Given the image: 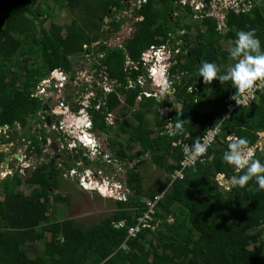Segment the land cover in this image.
<instances>
[{"label": "trees", "instance_id": "trees-1", "mask_svg": "<svg viewBox=\"0 0 264 264\" xmlns=\"http://www.w3.org/2000/svg\"><path fill=\"white\" fill-rule=\"evenodd\" d=\"M244 2L247 8L227 11L223 30L217 18L206 14L207 7L195 11L179 0H147L138 11L143 19L135 23L121 47L101 45L94 51V56L103 53L101 62L110 78L120 84L110 94L101 91L97 95H105L100 109L95 108L97 100L93 101L94 130L110 136L111 160L144 162L148 155L166 171L167 188L146 190L143 175L128 168L127 198L116 201L113 213L89 224L74 216L57 217V207L68 206L71 195L63 194L69 191L63 183L64 170L51 160L23 171L14 169L0 179V264H264V190L254 180L244 187L233 186L232 180L244 170L221 159L233 138H245V149L261 139L264 89L249 106L230 111L228 105L235 104L230 99L235 93L231 81L213 80L206 85L197 76L204 61L214 62L220 74L227 72L234 61L223 43L230 41L233 47L237 31L254 29L264 50V0ZM56 5L75 13L70 23L55 21ZM126 6V0H0V128L12 129V137L0 141L17 139L16 123H20L23 135L32 141L29 147L34 145L35 154L43 155L44 144L28 128L43 105L32 92L53 69H71L85 44L108 40L120 31L121 24L115 20L104 28L108 26L105 18ZM160 44L179 49L171 67L175 101L146 97L139 85L128 87V79L142 73V53ZM127 58L137 64L131 73L125 67ZM174 102L180 105L172 114L174 124L180 119L177 113L184 122L182 130L170 136L161 133L166 121L156 108ZM116 108L124 116L129 112L130 118L125 122L124 116L116 115L110 125L106 118ZM216 127L220 132L208 148L207 159L183 169V177H174L183 154L179 146L172 145L173 140L188 134L194 144ZM82 153L78 150L74 156L79 158ZM7 155L0 151V166ZM253 158L264 163V150L257 146ZM65 165L66 170L74 167L69 155ZM219 176L229 185L222 184ZM23 184L30 186L29 193L22 190ZM160 195L153 219L130 236L129 228L148 210L146 198L154 200Z\"/></svg>", "mask_w": 264, "mask_h": 264}, {"label": "built area", "instance_id": "built-area-1", "mask_svg": "<svg viewBox=\"0 0 264 264\" xmlns=\"http://www.w3.org/2000/svg\"><path fill=\"white\" fill-rule=\"evenodd\" d=\"M179 1L183 5L189 4L194 8L195 11H202L207 7L208 10L206 11V14L214 16L218 19L219 29L226 27L225 15L228 10L234 9L235 11L239 12L248 7L247 2H244L245 0H217L221 12L214 14L213 3L215 0H210L208 4L199 0ZM126 2L127 6L125 9L119 12L117 11L112 17L105 18V24H108V26H105L104 28L107 29L111 21L115 20L121 24L120 31L115 33L108 40L100 39L98 41L92 42L91 44H85L83 52L84 54L82 53L80 56H78V58H75L71 69H53L47 76L43 77L39 81L36 89L32 92V96L39 97L43 103L45 101L55 100L54 105L50 110V114L56 117V121L52 124L51 130H55L58 133V137L55 139V142H57V145L61 151L67 150L68 153L73 154V152H77L78 150L82 149L83 155L88 158L98 156L96 152H99V145L101 144V141L91 132L93 129L91 114L86 109H75L72 105H77L78 103L85 101L90 109L93 106V101L97 100V103L94 105L96 109H100L103 105H105V101H102V99L97 96L93 86L98 84L99 88H102V92L110 94L115 91V88L118 85H120L116 79L110 78L109 73L106 70V66L101 62L103 53H98L96 56H94L93 53L101 45H105L107 47H121L126 38L132 35L135 23L143 19L138 11L142 5L147 2V0H126ZM109 18L110 20H107ZM178 51V47L173 50L166 44L151 45L141 55V61L139 64L141 65L142 73L138 75L137 79L129 78L128 87L133 88L139 85L144 89L143 94L146 97H157L160 100L168 99L175 101L176 88L173 86L174 80L171 79L172 76L175 77V74L171 75V67L176 62L174 59V53H178ZM136 65L137 64H135L134 61H132L130 58H127L125 62L126 70L131 73ZM81 82H86L89 84L88 94L83 99L80 95L81 92L76 90V87ZM70 85L74 86L72 88V92L71 90L69 91ZM263 89L264 81H257L256 84H254V86H252L249 90L239 95L237 99L238 105L236 103L228 105L229 110L232 111L236 106L239 105L249 106L253 101L258 99V92ZM69 92L72 94V98H69L68 102H66L65 96ZM120 98L124 99V96L120 95ZM141 99L142 94L138 96L137 101H140ZM91 100L93 101L91 102ZM174 104H164L156 108L157 113L166 121L163 125L161 133H165L170 136H175L177 134L172 114L175 110H177L176 107L178 104L176 102H174ZM111 116L112 113H108L106 118L109 124L111 123V119L109 118ZM227 117H229V114ZM79 119H83V122L79 123ZM170 121L171 123H169ZM17 128L18 130L20 129L19 125H17ZM219 132V127L209 129L201 138V140L197 141L205 145L206 151L196 157H191L186 154V149H190L193 145L188 140V134L185 137L174 139L172 145L175 147L179 146L183 154L180 162L181 169L175 171L174 177H183V169L192 167L197 164V162L205 161L208 156V148L212 142L216 140ZM11 135L12 129H10L9 126L0 128V138L2 137V139H9L12 137ZM84 135H88L90 139L94 140V142L92 144H88L84 138ZM17 142H21L23 144L17 145ZM52 143L53 140L48 138L47 142L44 144L45 146L43 153L47 151L46 148L51 146ZM30 144L31 143L26 137L23 136L22 132H20L19 137L13 141L4 143L0 141V146L2 147L0 151H5L8 154L6 156L8 157V160L3 162L0 166V179L12 174L14 169L20 168V171H23L22 168L24 167H35L37 165V162H35L33 159L36 157L34 152L35 148L34 145H32L30 148ZM13 150L15 152H12ZM26 159L30 163H25L24 161ZM14 161H19V165L16 166ZM24 164L25 166H23ZM67 174L68 172L66 175ZM69 174L71 176L76 175L77 171L75 169H71ZM92 174L93 172H91V175ZM96 174H102V171L98 170V172L96 171ZM96 174L93 175V177H95ZM93 177H90V174H87V176H83L82 180L79 182L84 188L91 190L97 189L99 192H101V194L112 195L117 198V200H125L127 198L129 191L127 187L125 188L121 183L112 182V184L111 181L106 180L102 184H99ZM89 183H91L92 186L88 187ZM161 196L162 195L156 196L154 200L146 199L148 210L137 218L138 223H136V225L129 228L130 236H135L143 226H147L149 221L153 219L155 205Z\"/></svg>", "mask_w": 264, "mask_h": 264}, {"label": "clouds", "instance_id": "clouds-1", "mask_svg": "<svg viewBox=\"0 0 264 264\" xmlns=\"http://www.w3.org/2000/svg\"><path fill=\"white\" fill-rule=\"evenodd\" d=\"M228 55L234 63L229 66L226 73L220 74L219 68L214 62L204 61L197 70V76L201 77L202 83L206 85H210L213 80L231 81L235 93L230 99L238 105L237 99L240 94L249 90L257 81H264V50H261V43L255 30L237 31L233 47ZM177 115L180 116V119L176 121L175 129L181 131L184 119H181V114L177 113ZM246 145L245 138H233L221 159L237 170H244L242 174L232 180L233 186L244 187L249 181L254 180L258 189L264 190V163L253 158V153L250 150H245ZM205 151V145L196 142L190 149H186V154L196 157Z\"/></svg>", "mask_w": 264, "mask_h": 264}, {"label": "rangeland", "instance_id": "rangeland-1", "mask_svg": "<svg viewBox=\"0 0 264 264\" xmlns=\"http://www.w3.org/2000/svg\"><path fill=\"white\" fill-rule=\"evenodd\" d=\"M243 5H245V4H243ZM54 8H55V17L54 18H55L56 22H59L62 24L70 23L71 20L75 17V13H73L72 11L67 9L66 7H61L60 5H56ZM220 12H221L220 6L218 5L217 0H215L213 3V13L218 14ZM0 16H1V12H0ZM107 20H110V18ZM50 23H51V21L48 20L46 24L49 25ZM223 46L226 49H231V47H232L230 41L224 42ZM176 108L178 109V107H176ZM109 118L111 119V123H110V125H111L115 121V115L112 114V116ZM129 118H130V115H125L123 121L127 122L129 120ZM114 130H116L115 125H114ZM21 131H22V129H21ZM92 134H94V132H92ZM95 134H97V135H95ZM95 134L94 135L96 136V138L99 139V136L101 137L100 134H98L96 132H95ZM121 135L127 136L124 132L121 133ZM120 136L119 135L114 136V139L118 140L120 138ZM261 138L263 141L260 142L258 144V146L260 149L264 150V134H261ZM100 141H101V139H100ZM108 142H109V140H108ZM106 147H108V146H106ZM106 147L103 144V142L101 141V144L99 145V152H96V154L102 155V153H104L105 156L102 155L103 159H105V157L107 156L105 159L107 161L108 157H109L108 155L109 154L112 155V151L110 150V148H108V150H105ZM1 148L2 147L0 146V149ZM255 148H257L256 145L249 148V149H245V150H250L254 154ZM50 151L51 150H49V149L46 151L47 155L49 154ZM86 151H87V149H86ZM12 152H15V151L13 150ZM145 157L146 158H144V163L140 162V163H138V166H135L134 165L135 162H134L133 163V166H135L134 168L137 171H139L140 173L142 171V173L145 177L144 183L146 185L147 190L151 191V190L157 189V190L163 192L167 188L166 186L168 184V180H167L168 175H167L166 171L163 170L162 168H159L154 163H152V161L150 160L148 155H145ZM33 159L36 162V157H34ZM24 162L27 164L30 163L27 159ZM83 162H85V161L83 160ZM14 163L16 166L19 165V161H14ZM72 163L74 164V167L69 169L68 174L66 176H64L65 181L63 182L67 186L72 187V188H69V191H67V192L63 191L64 195L67 193L69 195H71V199H70L68 206H67V204L66 205L59 204V206L57 207V209H58L57 217L62 218V217H67V216H74V218H79L83 222L88 221V223L90 224L93 222H98L101 218L106 217V216L110 215L111 213H113L114 210L116 209L117 198H115L112 195L101 194V192H99L97 189L91 190V189H87V188L82 187V185L80 184L79 181L82 180L83 176H87L88 173L84 172V170L86 168H84L83 171H80V169H79L80 167L77 164L78 160H76L75 162H72ZM111 163L112 164L107 162V164L111 165L110 166L111 169L109 168V170L107 172L102 170L103 171L102 174H96L95 177H93V175H90V177L95 178L96 181L97 180L101 181V183L104 182L105 178L109 179L111 181V183L114 181H117V182L121 183L126 188V185H127L126 180L124 181L125 182L124 183L120 179V178L126 179V177H125L126 175L124 174L125 168L121 167L119 162L113 161ZM21 164H23V163H21ZM136 164H137V162H136ZM23 166H25V164ZM71 169H75L77 171V174L71 176L69 174ZM219 177H220L219 179H220L222 184L229 185V183H230L229 181L225 180V178H223L221 176H219ZM71 179H73L74 181H72ZM161 188H164V189H161ZM22 190L25 193H29L30 192V186L23 184ZM92 217H93V220H92ZM88 218H90V219H88Z\"/></svg>", "mask_w": 264, "mask_h": 264}, {"label": "flooded vegetation", "instance_id": "flooded-vegetation-1", "mask_svg": "<svg viewBox=\"0 0 264 264\" xmlns=\"http://www.w3.org/2000/svg\"><path fill=\"white\" fill-rule=\"evenodd\" d=\"M88 85L89 84L86 83V82H81L76 87V90L79 91V92H81L80 95H81V98L82 99L88 94V91H89ZM73 87L74 86H71L70 85L69 91L71 90V92H72V90H73L72 88ZM93 89L96 91L97 95L99 93H101V91H102V88L101 87L99 88L98 84L94 85L93 86ZM65 98H66V102H68L69 98H72V94H70V92H69L65 96ZM99 98H101L102 101H105V99H104L105 98V95L103 97L100 96ZM54 101L55 100H49V101H45L43 103L41 109L35 115L36 117H34V118L31 119L30 125H29L28 128L31 129V131L35 132L36 136L38 137V139L40 140V142L43 143V144H45L47 142V141L46 142H43V136L45 134L47 135V139L50 138V139L53 140L52 145L46 148L47 150L48 149L51 150L49 152V154L47 155V153L45 152L41 156L36 155V162L37 163H41L44 160L45 161L51 160V162L53 163V165L56 166V167H58V168H60V169H63L64 170L63 171L64 172V175H66V171L67 170H66V165H65V156L67 154L69 155L70 153H68L67 150L61 151L59 149V146L57 145V142H55V139L58 137V133L55 130H51L52 124L56 121V117L50 114V110H51L52 106L54 105ZM92 101L93 100H91V102ZM72 106L75 109L78 108L79 110H81V108L86 109L90 113L89 106L85 103V101H82V102L78 103L77 105L76 104H73ZM17 125H19V127H20L19 132H22V134H23V128H22V126L20 125V123H16V126ZM21 129H22V131H21ZM91 132H93V131H91ZM29 142L32 144V141L30 139H29ZM18 144H23V143H21V142L18 143L17 142V145ZM68 171H69V169H68Z\"/></svg>", "mask_w": 264, "mask_h": 264}, {"label": "crops", "instance_id": "crops-1", "mask_svg": "<svg viewBox=\"0 0 264 264\" xmlns=\"http://www.w3.org/2000/svg\"><path fill=\"white\" fill-rule=\"evenodd\" d=\"M177 107H178V109L180 108V105H177ZM113 115H117V116H124L123 115V113H122V111H120V109L119 108H116V109H114L112 112H111ZM128 115H130V113L128 112ZM92 131L94 132V134H95V132L96 133H98V134H100L101 135V137L99 136V139H101V141L103 142V144L105 145V147L106 146H108V147H106L105 148V150H108V148H109V142H110V136L108 135V133H105V132H103V131H100V130H94V127H93V129H92ZM116 130H113L112 131V133H114ZM121 133H123V132H121ZM95 135H97V134H95ZM104 137V138H103ZM108 140H109V142H108ZM136 148H138V147H136ZM82 150V149H81ZM81 150H79V151H81ZM74 153L75 152H73V154H69L70 156V158H71V160H72V162H75L76 160H78V166L80 167L79 169H80V171H83L84 170V168H86L85 170H84V172H87L88 174H90L91 175V172H93V174L92 175H95L96 174V171H98V170H100V171H102V170H104V171H108L109 170V168H110V164H112L111 162H113V161H115V160H111V155L109 154L108 156V160L106 161L105 159H106V157H105V159H103V156H105V154L104 153H102V155L101 154H98V156H96V157H91V159L90 158H88V157H86V159H84V155H83V153H82V156H80L79 158H76V156H74ZM107 154V153H106ZM100 155V156H99ZM144 158H146L145 156L143 157V160H144ZM85 161V162H83V160ZM107 162L108 163H110V164H107ZM116 162H118V161H116ZM135 162V166H138V163H140L141 161H139V160H135V159H130L127 163H125V164H121L120 163V166L121 167H124L125 168V175H126V173H127V169L128 168H133V169H135L134 167L135 166H133V163ZM136 162H137V164H136ZM144 163V162H143ZM127 168V169H126ZM111 169V168H110ZM68 172V170L66 171V173ZM102 173H103V171H102ZM141 174L143 175V173H142V171H141ZM65 176V175H64ZM126 177V176H125ZM143 178H145L144 177V175H143ZM121 179V181H123L124 182V180H126V179H124L123 180V178H120ZM72 181H74L73 179H71ZM106 180H109V179H104V181H106ZM65 181V180H64ZM110 181V180H109ZM97 182L99 183V184H102L101 183V181H99V180H97ZM114 182H117V181H114ZM125 183V182H124ZM64 185L69 189V188H72L71 186H67L65 183H64ZM126 187H127V189H128V191H129V188H128V185H126ZM161 189H164V188H161ZM147 190V189H146ZM155 190V189H154ZM148 191H150V190H148ZM151 191H153V190H151ZM165 191V190H164ZM161 192V191H160ZM146 198V197H145ZM147 199V198H146ZM116 210V209H115ZM114 210V211H115ZM91 215V214H90ZM88 219H90V218H88ZM92 220H93V217H92ZM156 227V225H152V228H155Z\"/></svg>", "mask_w": 264, "mask_h": 264}, {"label": "bare ground", "instance_id": "bare-ground-1", "mask_svg": "<svg viewBox=\"0 0 264 264\" xmlns=\"http://www.w3.org/2000/svg\"><path fill=\"white\" fill-rule=\"evenodd\" d=\"M176 1H178V0H176ZM199 1H202V0H199ZM84 138H85V140H86V142H87L88 144H92V143L94 142V140L90 139V137H89L88 135H84ZM86 185H87V184H86ZM93 185H94V184H93ZM89 186H92L91 183L88 184V187H89ZM104 191H106V190H104Z\"/></svg>", "mask_w": 264, "mask_h": 264}, {"label": "water", "instance_id": "water-1", "mask_svg": "<svg viewBox=\"0 0 264 264\" xmlns=\"http://www.w3.org/2000/svg\"><path fill=\"white\" fill-rule=\"evenodd\" d=\"M49 120V119H48ZM83 122V119H79V123H82ZM262 134H264V133H262ZM263 140H262V138L261 139H259L258 140V142L256 143V147L258 146V144L260 143V142H262ZM18 157V156H17ZM8 160V157H6L5 158V161H7ZM122 223H120V224H118V226L119 225H121Z\"/></svg>", "mask_w": 264, "mask_h": 264}]
</instances>
